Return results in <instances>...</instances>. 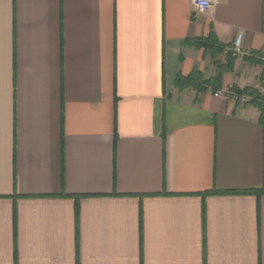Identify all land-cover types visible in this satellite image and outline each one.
I'll use <instances>...</instances> for the list:
<instances>
[{"label":"crops","instance_id":"0c3cea01","mask_svg":"<svg viewBox=\"0 0 264 264\" xmlns=\"http://www.w3.org/2000/svg\"><path fill=\"white\" fill-rule=\"evenodd\" d=\"M263 56L264 0H0V264H264Z\"/></svg>","mask_w":264,"mask_h":264},{"label":"built area","instance_id":"2783aa9c","mask_svg":"<svg viewBox=\"0 0 264 264\" xmlns=\"http://www.w3.org/2000/svg\"><path fill=\"white\" fill-rule=\"evenodd\" d=\"M215 1L216 0H191L194 15H203L208 13L213 8ZM241 45L242 34H239L233 48L230 49L229 52H232L235 56L242 57L243 54L241 53ZM262 61L264 63V56L262 57ZM213 95L216 98L226 101L232 105L250 106L256 101L253 97L236 92L231 87L218 89L213 92Z\"/></svg>","mask_w":264,"mask_h":264},{"label":"trees","instance_id":"16d2710c","mask_svg":"<svg viewBox=\"0 0 264 264\" xmlns=\"http://www.w3.org/2000/svg\"><path fill=\"white\" fill-rule=\"evenodd\" d=\"M206 47L208 48L209 46L207 44H205ZM221 52H223V49L221 50ZM221 78V73L219 76H216V78H214L213 81H219ZM219 83H206L202 80L201 75L199 74V72L195 71L192 75H190L189 77H182V76H178L176 79V87L180 90H187V89H192L198 92H206L208 90H210V88L212 90H217L216 86ZM260 193L258 191H255V194ZM264 193V191H263Z\"/></svg>","mask_w":264,"mask_h":264}]
</instances>
